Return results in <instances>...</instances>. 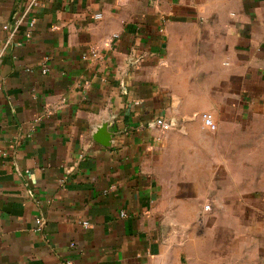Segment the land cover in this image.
<instances>
[{"label":"crops","instance_id":"0c3cea01","mask_svg":"<svg viewBox=\"0 0 264 264\" xmlns=\"http://www.w3.org/2000/svg\"><path fill=\"white\" fill-rule=\"evenodd\" d=\"M25 2L0 0V264H258L264 0H43L11 37Z\"/></svg>","mask_w":264,"mask_h":264},{"label":"built area","instance_id":"2783aa9c","mask_svg":"<svg viewBox=\"0 0 264 264\" xmlns=\"http://www.w3.org/2000/svg\"><path fill=\"white\" fill-rule=\"evenodd\" d=\"M43 0H26L25 4L23 5V8L21 9V11L18 12L17 16L15 17L14 21L12 24L7 25L4 24L2 26L4 31H9L10 36H14L17 31L19 30V28L23 25V24H27L29 32L27 33V37H30L31 33L30 31H32L35 27V19L33 17V11L36 8H39L41 3ZM101 18L100 14H95L93 16V19L98 20ZM1 54V53H0ZM47 61L49 60L48 58L46 59ZM46 62V61H45ZM43 73H46V68L43 69ZM201 119H202V123L203 126L210 129V130H216V124L214 123V119L213 116L209 113H204L201 115ZM155 125L162 128L163 130H170L172 125L161 119L158 118L155 120ZM226 207L225 205L217 198V197H211L209 198L203 205H202V210L204 212H208V213H222L223 211H225ZM125 214L123 212H121V216H124ZM37 223L39 224V226L41 225V221H37ZM83 226H88V222L84 221ZM73 246V245H71Z\"/></svg>","mask_w":264,"mask_h":264},{"label":"water","instance_id":"95a60500","mask_svg":"<svg viewBox=\"0 0 264 264\" xmlns=\"http://www.w3.org/2000/svg\"><path fill=\"white\" fill-rule=\"evenodd\" d=\"M95 140H96L99 144H101V145H103V146H107L108 140L103 138V130H100V131L97 133V136L95 137Z\"/></svg>","mask_w":264,"mask_h":264},{"label":"rangeland","instance_id":"374dc122","mask_svg":"<svg viewBox=\"0 0 264 264\" xmlns=\"http://www.w3.org/2000/svg\"><path fill=\"white\" fill-rule=\"evenodd\" d=\"M213 213H216V212H213ZM263 255H264L263 253L260 255L261 259L259 260L260 262L258 264H264V256Z\"/></svg>","mask_w":264,"mask_h":264}]
</instances>
